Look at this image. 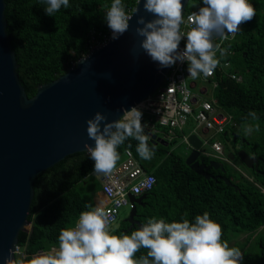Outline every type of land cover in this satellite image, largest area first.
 Masks as SVG:
<instances>
[{"label":"trees","instance_id":"obj_1","mask_svg":"<svg viewBox=\"0 0 264 264\" xmlns=\"http://www.w3.org/2000/svg\"><path fill=\"white\" fill-rule=\"evenodd\" d=\"M5 1L7 33L29 98L36 95L39 86L57 80L93 47L104 43L109 33L105 14L111 0H69L70 7H61L53 16L45 13L46 5L42 0ZM137 1L122 0L127 13L133 12ZM191 2L193 6L189 5ZM249 3L256 9V16L241 25L242 31L235 39L221 46L228 49V54L220 60L209 83L214 88L212 99L217 110L233 115L235 123L215 139L222 142L227 155L244 150L259 160L258 170H249L253 178H245L242 173L238 176L227 165L226 173L210 171L215 176L227 177L239 188L236 190L222 180H208L198 175L187 166V156L182 157L171 149L184 132L175 133L168 147L148 142L155 152L151 160L141 159L136 152L138 141L129 138L118 148L117 165L125 160L126 151H131L143 169L156 178L144 205L137 206L135 221L140 225L154 217L169 223L183 219L194 223L197 215L208 212L210 218L222 226L223 240L228 242L234 235L232 247L242 251V264H264V0H249ZM203 6L202 0H189L186 12ZM250 112H255L258 119L253 120ZM239 113L242 116L238 117ZM145 117L147 121L149 117ZM245 125L255 130L252 136L245 134ZM154 127L160 131L158 125ZM210 160L206 158L205 162ZM235 161L241 163L238 158ZM94 163L88 153H78L35 179V196L28 218L31 229L22 231L19 237L18 246L25 256H16L17 259L28 261L59 246L60 231L74 227L82 212L94 209L84 192L96 179ZM99 180L102 189L101 178ZM138 228V225L131 227L124 219L110 234L130 235ZM256 233L259 234L254 242V254L243 252L248 244L240 241V237L252 238ZM148 251L141 248L134 258L146 256Z\"/></svg>","mask_w":264,"mask_h":264},{"label":"clouds","instance_id":"obj_2","mask_svg":"<svg viewBox=\"0 0 264 264\" xmlns=\"http://www.w3.org/2000/svg\"><path fill=\"white\" fill-rule=\"evenodd\" d=\"M42 2L46 5L44 11L48 16H53L61 7L65 9L70 7L69 0H42ZM202 3L204 6L188 17L195 27L184 33L181 31V25L189 12L183 17L182 0H145L144 9L155 18L146 21L144 17H140L137 20L138 27L135 29L136 35L142 38L140 48L151 57L153 62H158L161 69L173 67L177 62L187 63L189 77L193 78L190 82L196 84L191 87V91L198 99L199 96L193 90L198 88L197 81L201 80L200 74L204 77L211 76L220 64V60L228 54V49L215 43V38L218 37L221 41L227 40L229 35L242 31L240 27L242 24L250 22L256 16V9L249 0H202ZM138 11L139 8L133 9L135 14ZM132 19L133 16L127 13L122 0H113L105 14L107 26L112 31L111 38L119 39L128 32L129 22ZM184 38L187 42L185 49L181 51L179 45ZM201 93L207 94L203 91ZM200 99L208 100L214 105L213 99L209 100L205 97ZM214 107L216 108L215 105ZM129 116L132 118L128 119ZM231 116L233 121L230 125H233L234 116ZM249 116L253 120L258 119L255 112H250ZM142 117L141 110L132 108L131 111H125L119 121L109 123L108 117L100 112L87 121L88 138L94 141L95 146L85 144L84 147L95 162L94 174L108 175L116 169L120 160L118 148L129 138L138 141L136 152L141 159L151 160L154 157L155 152L149 147V137L145 134V128H149L148 120L142 124ZM151 124L150 128L158 125L153 121ZM160 129L164 134V128L160 127ZM256 130H259L258 125ZM244 131L247 135L253 129L245 125ZM220 134L222 133H210L209 142L218 141L222 144L220 140L215 139ZM165 136L167 137L166 134ZM200 139L202 145L199 151L206 150L213 153L211 147L204 145L203 137ZM166 141L170 142L167 139ZM185 143L187 144V141ZM223 150L229 162L211 156L205 157L202 153L201 159L211 158L212 161L223 163L224 167L228 164L242 173L243 169L228 158L224 147ZM152 182L154 178H147L141 181L140 186L150 185ZM134 191H139V188H135ZM128 207L131 209L130 206ZM111 219L110 214L101 207L82 212L74 227L60 231L58 251L39 253L28 261L8 259L6 264H242L243 261L242 251L230 247L229 243L222 239V226L212 220L208 212L197 215L194 223L188 219L169 223L163 218L154 217L132 231L130 235L110 234ZM141 248L149 249L147 255L135 259V254Z\"/></svg>","mask_w":264,"mask_h":264},{"label":"water","instance_id":"obj_3","mask_svg":"<svg viewBox=\"0 0 264 264\" xmlns=\"http://www.w3.org/2000/svg\"><path fill=\"white\" fill-rule=\"evenodd\" d=\"M144 2L137 1L139 11L131 13L128 32L93 47L65 74L39 86L36 95L29 98L7 33L6 1L0 0V264L17 259L20 234L31 229L28 218L35 179L67 157L87 153L85 144L95 146L88 138L87 121L97 112L106 115L109 123L119 121L125 111L152 97L170 72L172 67L161 69L140 48L137 20L155 18L144 9ZM188 3L182 0L183 17ZM145 134L153 145H169L154 127L145 128ZM187 145L191 152L186 164L195 173L239 190L227 177L210 173L226 170L223 163L201 159L202 141L196 134L188 137ZM228 158H238L245 169L258 170L259 160L244 150L230 153ZM147 198V194L129 197L131 211L125 221L131 227L141 226L135 221L137 206L144 205Z\"/></svg>","mask_w":264,"mask_h":264},{"label":"built area","instance_id":"obj_4","mask_svg":"<svg viewBox=\"0 0 264 264\" xmlns=\"http://www.w3.org/2000/svg\"><path fill=\"white\" fill-rule=\"evenodd\" d=\"M198 9L190 11L184 18L181 31L187 33L195 25L188 20V17L193 12H198ZM131 16V13H128ZM241 27V26H240ZM240 32L235 35H229L227 40L221 41L220 38H215V43L221 44V46L228 41L235 39ZM112 31L109 28V33L106 36V41L97 46L106 44L112 38ZM186 38L181 41L179 48L181 51L185 49ZM218 54V53H217ZM201 76V77H200ZM200 78L204 83L210 84L209 80L215 76V71L211 76L204 77L200 74ZM188 65L187 63L177 62L172 67L169 74L166 75L163 86L157 90V92L136 108L142 111V124L145 123L146 115L149 117L147 124H151L152 121L158 124L160 127L166 129L168 132L165 138L168 141L174 140L175 133H183L184 128L189 126L191 120L197 128H203L206 134L215 132L216 134L223 133L227 125L232 124L233 117L231 115H218L217 110L213 103L208 100L198 99L192 91L191 87L196 86L194 82L189 81ZM233 79H237L233 76ZM203 93H208L207 88H201ZM197 106V108H196ZM132 117L129 116L128 119ZM177 131V132H176ZM183 140L186 142L187 138L183 135ZM204 145L211 147L213 153H209L203 150L201 153L205 157H213L217 160L229 162L224 155L223 146L220 142H209L203 140ZM102 189L101 192L105 197V203L97 207L103 208L112 217L109 224V228L117 223L120 218L121 211L124 207H131L129 197H140L144 194L152 192L156 178L152 173H147L143 167L137 162L131 151H126L125 160L116 166V169L108 175L101 174ZM147 178H154V182L150 185L140 186L141 181ZM139 188V191H134L135 188ZM53 250H59V246H53L48 252ZM16 256L24 257V251L17 246L15 251Z\"/></svg>","mask_w":264,"mask_h":264},{"label":"rangeland","instance_id":"obj_5","mask_svg":"<svg viewBox=\"0 0 264 264\" xmlns=\"http://www.w3.org/2000/svg\"><path fill=\"white\" fill-rule=\"evenodd\" d=\"M189 5H190V6H193L194 3L191 2ZM190 80H191V78H189V81H190ZM197 84H198V88L194 89L193 92H194L195 94H197V95L199 96V98L205 97V99H209V100H211V99L213 98V95H214V88H213V86L210 85V84L204 83V82H203L202 80H200V79L197 81ZM201 88H207L208 93H207V94H202V93H201ZM239 115L242 116V114L239 113V114H238V117H239ZM246 119H247V118H246ZM252 129H253V127H252ZM187 132H188V131H187ZM254 132H255V130H253L250 134H247L248 137H249V136H252V135L254 134ZM162 135H163V133L161 132L159 136H162ZM171 149H172L174 152H176L178 155L182 156V157L188 156L189 153L191 152V151L188 150L189 148L187 147V145L184 144V143H182L180 140L177 141V143H176L174 146H172ZM230 149H231V146H230ZM227 151H228V150H227ZM238 151H239V150H238ZM238 151H237V152H238ZM229 153H230V152H228V154H229ZM233 153H234V152H233ZM235 164L239 165V167L243 169V171H241L240 168H239V170H240L243 174L246 175V176H244L245 178H247V177H249L250 179L253 178L251 171H249L248 169H245L244 166H242L241 163H239L238 161H235ZM227 168H229L230 170L234 171L235 174L238 175V176L241 174L237 169H235V168L232 167V166L227 165ZM98 180H99V179H98ZM98 180H97V179H94L93 182H92L91 184L97 185V187H98V184H99V182H100V180H99V181H98ZM100 187H101V185H100ZM100 187H99V188H100ZM130 211H131V209H130L129 207H124V208L122 209V211H121L119 221H118V222H117L112 228H109V232H111V230H112L113 228L118 227V226L120 225L121 221L124 220V219H126V218L128 217ZM258 234H259V233H258ZM258 234H256L252 240H251L250 236H248V235H245V236H241V237H240V241H242V242L248 244L247 247H245V250H244L243 252L248 251V252H250L251 254H254V252H255V246H254L255 243H254V242L256 241V239H258V237H257ZM262 235H264V231H262ZM233 236H234V235H231L230 238H229V241H228L230 247H232L233 245H235V244H234L235 241L232 240V239H233ZM236 243H238V242H236ZM240 243H241V242H240Z\"/></svg>","mask_w":264,"mask_h":264},{"label":"crops","instance_id":"obj_6","mask_svg":"<svg viewBox=\"0 0 264 264\" xmlns=\"http://www.w3.org/2000/svg\"><path fill=\"white\" fill-rule=\"evenodd\" d=\"M224 113H222V112H219V110L217 111V114H216V116L218 117V115H223ZM148 122V121H147ZM149 123V122H148ZM147 125V124H146ZM149 125H152V124H149ZM147 126V127H149L150 128V126ZM155 130H156V128H155ZM157 132H158V134L160 135V133L162 132V130L160 129V131H158V130H156ZM184 134L183 135H185L187 138L190 136V135H192L193 134V132H195L197 135H199V137L201 138V137H203V139L204 140H208V141H211V135H207L206 134V132H204L205 130H203V128L201 129V128H197L196 126H195V124H194V121L193 120H191L190 122H189V126L188 127H186V128H184ZM188 131V132H187ZM181 136V135H180ZM162 137L164 138L165 137V134H163L162 135ZM182 143H184V144H186L185 142H184V140L182 139V136H181V138L179 139ZM187 145V144H186ZM154 146H157V145H154ZM165 146V145H164ZM166 147V146H165ZM187 147H188V145H187ZM189 148V147H188ZM189 151L191 150V149H188ZM202 159H204V160H206V158L205 157H202ZM210 161H212V160H210ZM209 161V162H210ZM137 162L139 163V161L137 160ZM122 163V162H121ZM120 163V164H121ZM140 164V163H139ZM141 165V164H140ZM226 165V164H225ZM228 165V164H227ZM212 171V170H211ZM147 172V171H146ZM147 173H149V172H147ZM93 176H94V178H96L97 180H98V178L100 179L102 176H101V174H93ZM99 181V180H98ZM83 187V186H82ZM100 187V183L98 184V187H96L94 184H89V185H87V187L85 188V195L87 196V198H89V201H90V203L92 204V206H93V208H96L97 206H99V205H103L104 203H105V197H104V195L102 194V192H101V189L99 188ZM263 229H264V227H263ZM262 229V230H263ZM256 234H258V233H256ZM255 234V235H256ZM254 235V236H255ZM254 236L251 238V240L254 238Z\"/></svg>","mask_w":264,"mask_h":264},{"label":"flooded vegetation","instance_id":"obj_7","mask_svg":"<svg viewBox=\"0 0 264 264\" xmlns=\"http://www.w3.org/2000/svg\"><path fill=\"white\" fill-rule=\"evenodd\" d=\"M172 141H173V140H172ZM158 145H160V144H158ZM158 145H157V146H158ZM166 147H168V146H166ZM219 176H222V175H219ZM118 221H119V220H118Z\"/></svg>","mask_w":264,"mask_h":264},{"label":"bare ground","instance_id":"obj_8","mask_svg":"<svg viewBox=\"0 0 264 264\" xmlns=\"http://www.w3.org/2000/svg\"><path fill=\"white\" fill-rule=\"evenodd\" d=\"M160 191V190H159ZM158 205V204H157Z\"/></svg>","mask_w":264,"mask_h":264}]
</instances>
